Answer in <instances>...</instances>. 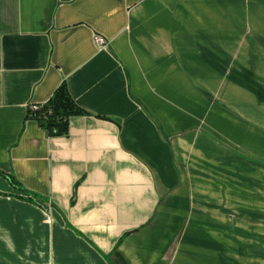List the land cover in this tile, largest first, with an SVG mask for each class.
Masks as SVG:
<instances>
[{
	"label": "crops",
	"instance_id": "obj_1",
	"mask_svg": "<svg viewBox=\"0 0 264 264\" xmlns=\"http://www.w3.org/2000/svg\"><path fill=\"white\" fill-rule=\"evenodd\" d=\"M0 264H264V0H0Z\"/></svg>",
	"mask_w": 264,
	"mask_h": 264
},
{
	"label": "trees",
	"instance_id": "obj_2",
	"mask_svg": "<svg viewBox=\"0 0 264 264\" xmlns=\"http://www.w3.org/2000/svg\"><path fill=\"white\" fill-rule=\"evenodd\" d=\"M86 115L71 96L66 83L62 84L54 96L37 111L29 109L28 117L37 121L49 136H67L69 134L70 119L75 116ZM15 185L18 182L12 179Z\"/></svg>",
	"mask_w": 264,
	"mask_h": 264
},
{
	"label": "built area",
	"instance_id": "obj_3",
	"mask_svg": "<svg viewBox=\"0 0 264 264\" xmlns=\"http://www.w3.org/2000/svg\"><path fill=\"white\" fill-rule=\"evenodd\" d=\"M95 41L98 44L99 48H104L108 44V40L105 37L102 36H96ZM41 108V105H33L31 109L33 111H37Z\"/></svg>",
	"mask_w": 264,
	"mask_h": 264
}]
</instances>
